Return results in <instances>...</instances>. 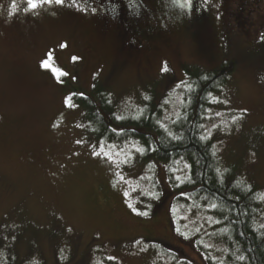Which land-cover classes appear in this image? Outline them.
Masks as SVG:
<instances>
[{
	"label": "rangeland",
	"instance_id": "1",
	"mask_svg": "<svg viewBox=\"0 0 264 264\" xmlns=\"http://www.w3.org/2000/svg\"><path fill=\"white\" fill-rule=\"evenodd\" d=\"M239 1L140 0L131 10L65 0L30 10L15 0L13 12V0H0L3 257L12 249L44 264H177L172 252L207 264L199 243L214 232L211 218L173 202L167 162L146 161L138 142L98 138L72 95L97 99L108 88L124 112L152 97L167 123L187 72L235 60L206 127L221 157L264 189V0L230 13ZM49 56L66 75L42 67Z\"/></svg>",
	"mask_w": 264,
	"mask_h": 264
},
{
	"label": "trees",
	"instance_id": "2",
	"mask_svg": "<svg viewBox=\"0 0 264 264\" xmlns=\"http://www.w3.org/2000/svg\"><path fill=\"white\" fill-rule=\"evenodd\" d=\"M235 64V60H230L212 69L195 66L186 71L181 101L167 123L163 122V103L152 97L140 108L125 112L108 88H97V99L85 94L72 97L83 107L98 138L120 145L138 142L146 161L167 162L169 179L178 192L173 202L211 218L214 232L199 243L207 264H264V189L221 157L206 127ZM207 239L220 247L208 248ZM169 253L177 264H192ZM5 254L3 257L0 253V264H44L39 259L19 260L12 249Z\"/></svg>",
	"mask_w": 264,
	"mask_h": 264
},
{
	"label": "snow or ice",
	"instance_id": "3",
	"mask_svg": "<svg viewBox=\"0 0 264 264\" xmlns=\"http://www.w3.org/2000/svg\"><path fill=\"white\" fill-rule=\"evenodd\" d=\"M28 8L30 10H35L37 9L38 7L42 6L43 4H48V3H55V4H58V5H62L65 0H25ZM13 12H15L16 10V4H15V0H13V8H12ZM61 47H66V45H61ZM51 59V57L49 56L48 59H45L41 62L42 64V67L46 68V69H49L51 70L57 77V79H59L60 77L66 75L67 73L63 72L62 70L58 69V68H55L50 62L49 60ZM77 58L76 57H73V60H76ZM70 97L69 98H66V103L70 101ZM147 99V97H146ZM71 106V105H69ZM117 119H122V117H117ZM137 151H142V149H137ZM96 155H99V153H94ZM105 156L108 157L109 159H111V157L108 155V153H105ZM131 207V205H130ZM133 211H135V209H133ZM141 215H147V213H139ZM241 259H243V257H241Z\"/></svg>",
	"mask_w": 264,
	"mask_h": 264
},
{
	"label": "flooded vegetation",
	"instance_id": "4",
	"mask_svg": "<svg viewBox=\"0 0 264 264\" xmlns=\"http://www.w3.org/2000/svg\"><path fill=\"white\" fill-rule=\"evenodd\" d=\"M118 5H124L125 1L127 3V7L131 10H137L138 5L140 4V0H114ZM260 0H241L234 7L235 9L230 10L229 12L236 15H247L249 12H252L253 9L249 8L253 3H258ZM141 6V5H140ZM141 11V10H140Z\"/></svg>",
	"mask_w": 264,
	"mask_h": 264
}]
</instances>
